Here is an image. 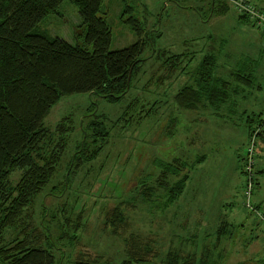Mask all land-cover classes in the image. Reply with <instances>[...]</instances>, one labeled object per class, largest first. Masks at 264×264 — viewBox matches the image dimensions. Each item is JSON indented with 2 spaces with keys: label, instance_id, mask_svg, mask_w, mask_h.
<instances>
[{
  "label": "rangeland",
  "instance_id": "374dc122",
  "mask_svg": "<svg viewBox=\"0 0 264 264\" xmlns=\"http://www.w3.org/2000/svg\"><path fill=\"white\" fill-rule=\"evenodd\" d=\"M75 1L64 0L36 30L85 47L87 28ZM244 1L264 15V0H104L110 50L139 40L123 18L128 4L148 37L147 60L124 97L62 95L45 118L52 138L45 147L64 135L67 146L26 220L43 232L40 245L55 264H75L82 252L99 263L185 264L195 253L196 264H264V25L256 14L242 17ZM165 51L185 54L180 68L190 63L187 73L160 83L159 71L150 82ZM209 53L216 60L212 86L226 99L212 105L205 98L196 111L178 107L173 96L186 83L196 85L191 71ZM89 122L109 134L88 135ZM62 123L71 129L63 133ZM256 128L263 132L254 135ZM84 140L88 151L103 147L77 166ZM175 159L186 164L181 194L142 188ZM116 209L125 227L113 233L108 218ZM23 227L6 228L0 245Z\"/></svg>",
  "mask_w": 264,
  "mask_h": 264
},
{
  "label": "trees",
  "instance_id": "16d2710c",
  "mask_svg": "<svg viewBox=\"0 0 264 264\" xmlns=\"http://www.w3.org/2000/svg\"><path fill=\"white\" fill-rule=\"evenodd\" d=\"M63 2L0 0V239L4 240L2 233L6 228L25 226L17 237L0 245V264H55L52 251L40 245L43 232L34 221L26 220V217L31 218L26 211L55 175L67 146V135H64L53 147H45L52 138L44 121L53 105L60 96L76 93H96L118 100L131 89L133 79L144 74L142 66L147 60L144 53L148 37L144 36L134 7L127 4L123 18L137 31L139 40L112 51V29L106 14L101 11L104 0L75 1L87 28L85 47L36 30L39 23ZM221 7L227 6L223 4ZM185 57V54H169L167 51L158 54L156 59L160 64L150 82L159 71L160 83L175 79L179 73H187L190 63L180 68ZM215 65L212 53L204 56L191 71L196 85L186 83L173 96L178 107L196 111L205 106V98L212 105L226 99V92H219L212 86ZM246 80L250 83V79L246 77ZM223 86L226 88L227 84L224 82ZM96 124L89 122L88 128H84L88 135L89 131L102 137L109 134L101 123ZM58 129L65 133L71 127L62 123ZM261 132L260 128L253 130L254 135ZM102 147L103 143L88 151L84 140L81 155L77 156V166L94 158ZM161 166L155 183H147L142 188L178 196L187 182L188 176L183 174L186 164L175 159ZM113 212L108 220L116 224L113 233H118L125 223L119 209ZM29 229L31 231L27 232ZM149 253L150 250L146 251V256ZM99 262L98 256L82 252L75 264H115L110 259ZM196 263L197 255L193 253L185 264ZM120 264H139V260L129 258Z\"/></svg>",
  "mask_w": 264,
  "mask_h": 264
},
{
  "label": "built area",
  "instance_id": "2783aa9c",
  "mask_svg": "<svg viewBox=\"0 0 264 264\" xmlns=\"http://www.w3.org/2000/svg\"><path fill=\"white\" fill-rule=\"evenodd\" d=\"M242 8H243L242 10H245L246 13L249 14L251 17H253L254 14H256V16L258 17L259 23L264 25V15L258 14L257 13L258 9L254 5L248 4L246 1H244V3L242 4Z\"/></svg>",
  "mask_w": 264,
  "mask_h": 264
}]
</instances>
